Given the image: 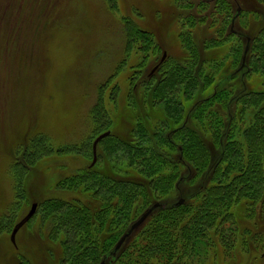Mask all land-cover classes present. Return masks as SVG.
<instances>
[{
  "label": "rangeland",
  "instance_id": "374dc122",
  "mask_svg": "<svg viewBox=\"0 0 264 264\" xmlns=\"http://www.w3.org/2000/svg\"><path fill=\"white\" fill-rule=\"evenodd\" d=\"M192 1L0 0V264H72L66 249L74 242L60 246L61 233L53 229L63 224L62 212L52 204L74 200L72 206H88L94 214L110 202L103 199L106 192L66 182L83 174L113 183L111 197L127 214L125 221L118 208L95 215L97 221L92 215L96 226L78 232L87 244L95 242L93 264L155 200L172 204L179 198L186 202L174 211L154 207L113 264H134L130 257L143 245L148 254L135 264H222L231 257L251 264L255 252L246 241L253 229H264V203L246 214L239 202L260 198L245 187L227 194V183L245 181L234 172L231 150L247 135L245 124L252 118L255 128L264 125V0H239L231 26L229 17L213 11L217 4ZM189 70L196 80L181 85L172 100L166 84ZM99 103L104 113L93 114ZM104 130L112 135L98 143L93 163V143ZM172 132L173 142L166 138ZM116 147L150 148L147 158L159 160V172L128 173L136 181L127 183L105 177L103 171H113ZM124 188L137 195L131 206L118 192ZM34 203L39 212L13 241L14 224ZM239 219L247 225L243 238ZM160 222L169 240L164 250L156 247ZM253 241L259 256L264 232Z\"/></svg>",
  "mask_w": 264,
  "mask_h": 264
},
{
  "label": "trees",
  "instance_id": "16d2710c",
  "mask_svg": "<svg viewBox=\"0 0 264 264\" xmlns=\"http://www.w3.org/2000/svg\"><path fill=\"white\" fill-rule=\"evenodd\" d=\"M195 1L196 0L192 1L193 4L195 3ZM200 2L217 4V7H215V6L213 7L214 8L213 11H215L216 14L219 16L229 17L230 18V26H231V23H234L235 18L239 14L238 10H241V6L239 5L240 4L239 0H200ZM217 8H218V10H217ZM233 9H234V11H233ZM229 30H230V32H232L231 28ZM238 33L241 35L240 32H238ZM252 40H253V36H251V41ZM260 48H262V49H260ZM260 48H259L260 49L259 53H264V45L261 44ZM162 64H163V59L158 60V62H156L155 66H154V69L156 68L158 70ZM152 75H153V73H152ZM170 78L169 79L173 80V81H170L169 83H167L165 88L167 91H169L168 95H171L174 97V98L172 97V100L175 99L174 95L176 93L180 92L181 85L182 86L185 85V87L188 88L190 86V82L192 80H196V76L193 74V72L191 70L181 72L177 76L174 74ZM214 93L215 94L218 93L217 89L214 91ZM200 102H197L196 104L191 105L190 109L188 110L186 119H184L183 122L181 123L182 127L186 126V124L190 118V114L195 110L196 107L199 106ZM94 113H96V114L98 113L100 115L102 113H104L103 106H101V103H99L98 106H96L95 110H93V114ZM215 119H213V122ZM252 122H253V120L251 118V122H249V124H247V125L245 124V126L243 128V130L246 131V134L249 135V137L247 135H243V137H242L243 139H241L240 141H237V144H238V145H236L237 147H235L234 149H231L233 154H235L237 156V160L234 163L235 164L234 172L237 175L238 174L242 175L243 178H245V181L240 182V183L235 182L233 184H229L230 182L227 183V185L229 187L227 189L228 190L227 194H230V192L234 191V189L239 190L240 188L245 187V188H248L250 190V192L252 193L253 196L255 195L256 197L260 198L259 200L254 199V198H246V200L239 202L240 207L245 205L244 206L245 210H247L246 214L248 213V215H250L252 213V211H250V210H254V208L256 209L260 202L262 204L264 203V125L255 128L253 126ZM216 124H217V122H216ZM216 128H217V126H216ZM106 131H109V130H104L103 132H106ZM176 131L177 130H174L173 132H176ZM103 132H99L98 135H100ZM173 132L170 134L167 133L168 135L166 136V138L169 139L171 142H173V140H172L173 139L172 138ZM226 134L228 135V133H226ZM111 135H112V132L109 133V135L106 137H109ZM250 137H251V141H249ZM143 149H145V150H143ZM149 149L150 148L142 147V149H140L138 151L137 148H135V149H133L134 151H131L132 152L131 153L130 151H128L125 148L120 149L119 147H116L114 149L115 150L114 153L117 155V158H116V160H114L115 162L113 163V169H112L113 171L111 173L108 172V170L103 171V175H105V177H108L109 179H111L112 181H114L116 183H120V182L121 183L122 182L127 183V182H135L136 181V179L130 178L128 176L129 175L128 173H130V174H132V173L141 174L143 171H145V169L158 173L159 172L158 169L160 166V165H158L159 160L155 159L152 161L150 159L151 157L149 159L147 158L148 154H149V152H148ZM90 151H91V149H90ZM143 151L145 153L147 152V154H143ZM103 155H104V152H103V154H101V156L103 157ZM138 157H139V159H138ZM135 159H137V161H132ZM138 160H140V162H138ZM97 163L98 162H96L95 165H91L88 168L93 169L97 165ZM135 164L141 165L142 170L134 168ZM116 171L117 172L119 171L118 174H115ZM226 174H227L226 171H224V173L222 172V174H220L221 179H224V176ZM182 179H184L183 176L180 177L179 180H182ZM82 180L86 181L85 185L80 183V182H82ZM66 182H68L70 186H76V188H80V189H82V191H85V192L93 191V190H95L96 192L101 193V194H102V192H104V193L106 192L107 195L103 196V199L104 200L110 199V202H108V204L102 205V208L100 207V209L97 208L96 212L94 214L91 213V211H90L91 209L88 206L85 207V209H87L85 211L79 209L78 207L72 206L74 200L72 203L69 202V204H71V205H65L63 202H60V204L58 206H57V203L52 204L53 209H54V207L55 208L57 207L62 212V213L59 212L61 214V217H59L58 220L60 221V219H61V222H63V224L60 226L59 223H55V228L53 229L54 234L59 233L58 231H60V233H61V236L58 238L59 244L61 243L60 246L61 247L63 246V248H64L65 243H67L68 241L72 240L74 242V247L72 249L71 248L66 249L71 253V254H69V257L71 258V263L72 264H93L95 262L94 261V255H95L94 243L95 242H90L89 244H87L86 242H89V240L86 239L82 233H81L82 238L79 239V237H77V235H79L78 232L81 229H84L85 227L88 228L89 223H90L91 227L96 226V225H93V223L95 222L94 221L95 215L100 217V215H103L105 212L110 211V210H116L118 208L116 213H119L118 215L121 217L122 220L125 221L127 219V216H126L127 214L126 213L124 215L122 214L120 202L119 203L117 202L118 204L114 203L115 197L112 199V197H113L112 193L117 188H115V185L113 183L109 182L108 180L99 179L97 177H91V176H88L87 174H83L81 176L80 175L70 176V177H68ZM225 185H223L222 187L226 188ZM219 190H222V189H219ZM118 192L120 193V195L123 193V195L125 197V198H123V201H125L129 206L133 205L136 202L137 195H135L134 191H132L131 189L128 190L127 188H124V189H120V191H118ZM212 192L213 191H208V193H207V195L211 198H213L215 196ZM111 195H112V197H111ZM218 197H219V195H217V198ZM77 198L80 199V197H77ZM224 198H226V195H224ZM180 199H184L183 202L184 203L186 202L185 198H179V200ZM155 203H159V205L156 207L164 206V207H166L167 210H173V211L180 207V204L178 202H176V203L174 202L175 204L174 203L171 204V203H165V202L160 201V200H155L153 203V206L155 205ZM39 208H40L39 204L37 203V209H36L34 215L29 220H31L35 216L36 212H39ZM49 208L52 209V207H49ZM53 209L50 212V216L56 215V212L53 213ZM28 212L25 213V215L18 222H16V224H14V225H17L20 221H22V219L28 214ZM263 212H264V207L261 209L260 213L263 214ZM92 215L94 217L93 223L91 221ZM175 218L173 216L171 220H173ZM245 219L246 218H244V221H246ZM7 220L9 221L10 217H8ZM56 220L57 219H55V221ZM95 220L97 221V219H95ZM98 221L100 222L102 220L99 219ZM244 221L239 219V222H240L239 226L241 227V230H239V232L241 233V238L244 237V232L246 231V228H247V225ZM112 222L113 223L115 222L114 218H112ZM26 223H24L23 225H25ZM132 223H133V221L130 223V227H131ZM101 224H103V221ZM163 224H162V222L158 223L159 228H156V229H159V233L157 235V236H159V238L156 239V240H158V242H156L157 243L156 247L161 249V250H162V248L164 250V246L166 245L165 241L166 240L169 241L168 235L166 233L167 230L164 228ZM68 228H70V229H68ZM129 228L125 231L127 232L129 230ZM253 230L255 232H253L252 236H250V238H248V241H246V244H247L248 248L250 249V251L252 250L255 252L252 255L253 260L251 261V264L252 263L263 264L261 259L264 258V252H261L260 255L258 256L259 249H258L256 242L253 241V238H255L256 235H258L259 233H261V232L263 233L264 229L262 228L260 230V229L255 228ZM67 232H68V235H70L69 239H68L67 234H66ZM88 235H89V237L92 236L91 233H88ZM121 237L122 236H120L116 240V242H114V244L112 245V247L110 248V250L107 253L103 254V256L99 260L98 264H102V263L103 264H113L116 261L118 253L122 249V247L120 249H116L115 247H116L118 240ZM82 239H84V240H82ZM93 239L94 238H92V240ZM171 240H172V238L170 239V241ZM158 246H160L161 248ZM140 248L141 249H139V251H141V252H139L138 254L136 252L134 255H131V257H130L131 261L134 264H135V262L138 263L139 261H141L143 259V257H146V254H148V251H147L148 245L140 246ZM92 249H94V250H92ZM142 250H144V251H142ZM205 250L203 251L204 253L207 252ZM251 252H250V254H252ZM239 253L242 255H245V253L242 249H241V251H239ZM178 254H181V252L179 251ZM76 256H78V257L76 258ZM56 262H58V264H64V261H62L60 259L59 260L57 259ZM222 264H248V262L246 261V263H244L241 261V263H240L239 261H236V258L231 257L230 262H226V261L222 260Z\"/></svg>",
  "mask_w": 264,
  "mask_h": 264
},
{
  "label": "water",
  "instance_id": "95a60500",
  "mask_svg": "<svg viewBox=\"0 0 264 264\" xmlns=\"http://www.w3.org/2000/svg\"><path fill=\"white\" fill-rule=\"evenodd\" d=\"M109 132L110 131H106V132H103L101 133L100 135H98L96 137V139L94 140V143H93V149H94V153H95V157H94V161L93 163L95 162L96 160V148H97V145L98 143L106 136L109 135ZM184 201V199H180L179 200V203H182ZM159 203H155L154 207L158 206ZM154 207H150L148 210H146L136 221H134L130 227V229L125 232L122 237L118 240L117 244H116V249H119L123 243L125 242V240L127 239V237L129 236V234L131 233L132 230H134L135 228H137L139 225H141L145 220L146 218L150 215V213L152 212L153 208ZM37 209V203H34L32 205V208L30 209V211L28 212V214L22 219V221H20L13 229V232H12V240L14 241L15 239V235L18 231V229L24 224L26 223L35 213ZM103 264V263H102Z\"/></svg>",
  "mask_w": 264,
  "mask_h": 264
}]
</instances>
